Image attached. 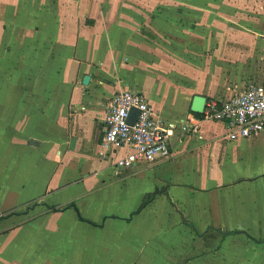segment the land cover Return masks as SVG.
Wrapping results in <instances>:
<instances>
[{
  "label": "crops",
  "instance_id": "crops-1",
  "mask_svg": "<svg viewBox=\"0 0 264 264\" xmlns=\"http://www.w3.org/2000/svg\"><path fill=\"white\" fill-rule=\"evenodd\" d=\"M160 7L166 9L163 15L154 16ZM187 13L198 15L202 27L199 42H186L191 48L183 39L192 20ZM178 33L181 38L175 39ZM174 41L183 42L181 51ZM106 56L113 72L105 66ZM221 58L235 64L220 66ZM15 59L28 62L35 81L16 82L7 75L9 80L0 82V104L2 91L9 106L37 104L46 118L55 117L59 130H49L47 139L27 131L21 140L28 150L50 145L47 189L53 192L40 196L49 210L28 221L8 225L27 211L0 217V225L6 224L0 264H217L220 249L210 252L203 235L250 233L248 220L261 219L264 133L230 142L224 122L198 119L191 104L196 95L227 98L234 92L230 81L241 83V73L264 82V0H0V70L13 74ZM126 59L135 62L136 71L127 69ZM245 64L248 69L240 71ZM158 67L180 82L178 116L167 113L173 104L169 89L156 95L136 78ZM51 70L54 79L44 82ZM135 88L166 121L200 120L199 131L175 140L170 159L131 170L112 167L111 178L98 180L102 170L93 166L88 147L100 149L108 99ZM37 89L43 91L40 97ZM64 155L73 166H64ZM77 186L87 191L63 194ZM115 186L125 193H110ZM65 203V209L56 208Z\"/></svg>",
  "mask_w": 264,
  "mask_h": 264
},
{
  "label": "rangeland",
  "instance_id": "rangeland-1",
  "mask_svg": "<svg viewBox=\"0 0 264 264\" xmlns=\"http://www.w3.org/2000/svg\"><path fill=\"white\" fill-rule=\"evenodd\" d=\"M249 4L255 6L254 3L253 4L249 3ZM165 10L166 9L164 7H160L159 9L153 11V15L162 16ZM148 12L150 13V11ZM175 13L178 14L179 17H181L182 11L175 10ZM189 17L192 19L189 22V24H187L189 28V32L188 33L185 32L183 39L185 42L184 46L186 45L187 47L191 48L192 43L199 42V31H201L202 27H200V24L198 23V21H196L198 19V15L192 13L191 15L188 14L187 18ZM177 35L178 36H174L175 39L181 38L179 37L180 36L179 33ZM188 40L190 41L191 44L188 43L187 45L186 42ZM98 42L101 43V40H98ZM182 44L183 42H181L180 44V41L171 42V45L174 48L179 47V51L183 49ZM186 58L184 59L186 62H191L195 60L192 59L190 61L188 58L187 59ZM120 59L124 61V57L121 54H120ZM104 61L106 68H108V71L113 72L114 68L109 67L112 64L111 57L106 56L104 58ZM171 61H174V59H171ZM3 62L7 66L5 60ZM126 62H128L127 64H129V66L128 65L126 66L127 69H130L132 72L136 71V67L133 66L135 65V62L133 60L130 61L129 59L127 61L126 59ZM233 62L230 59L221 58V60L218 63L220 66H223L224 64L230 65ZM174 63L176 62L174 61ZM12 64L11 65L13 68V74H10L6 70H4L3 72L0 70V82L5 83L6 81H8L9 80L8 76L11 78L10 80H14L16 82L18 81L21 83L29 82V81L33 83L35 81L36 73L27 72L29 70L28 62L24 63L22 59H15V61L12 62ZM248 66L249 65L247 64L242 65L240 67V71L243 72V70L244 71L247 70ZM226 69L229 71L230 68L228 67ZM52 70L51 72H48L46 75H44V79L42 78L44 82L52 80V78L54 77V71ZM167 71L168 70L163 69V67H158L153 69V71L150 70L149 73L137 75L136 78L138 81L140 80L139 82H141L146 88H150L151 90L157 92L155 93L156 95L158 94L162 95L164 92H167V89H169L168 90V92L170 93L169 101L170 103L173 104L170 107H167L168 110H170L167 113L170 116H178L182 111L181 109L182 100H180L182 87H180L179 84L180 82L178 83L173 81L174 79L177 78L174 79L171 78L170 81L169 77L174 75H171L169 71L167 74ZM64 75H66V77L65 79H63V83L66 85V82L69 81V77H68L69 72L68 74H64ZM129 75L130 77H128V80H132L135 74L130 73ZM239 76L242 77L241 83L236 82V80L230 81L231 88L233 89L234 92L238 91L242 87L247 86L250 83L260 82L255 78H253L252 75L246 76L245 73H241ZM169 84L170 85L172 84L171 85L172 87L167 86ZM184 84L186 83H183L182 86H184ZM131 88L133 89V87ZM136 91H138V89ZM2 92H3L2 99L4 102L0 104V217H7L8 215H12V213H15L16 211L19 212L27 211L28 213L25 214L23 217L14 216L15 218L11 220V222H9L10 224L8 225L15 226L23 221H28L42 214L43 212L48 211L49 209L47 207L40 205L42 199V197L40 196H42L44 192L45 194L53 192L47 189L48 188L47 174L48 172H50L49 168L53 167V164L51 163V159H53L54 156L53 153L52 154L49 153L46 156L47 152L51 149L50 145L48 143H44L37 150L33 146L29 147L30 150H28L27 145L23 146L22 144H20L21 140L24 139V136L26 135L27 131L33 132V134L40 136L42 139H47L49 130L54 129L57 131L59 129L56 128L57 123L55 117L50 116L46 118L44 113H42L41 109H39L40 107L39 105L31 104V106L29 105V107L27 106L25 108L17 104L16 105L18 107L16 105L9 106L7 103L6 91H2ZM42 93H43L42 89H37L36 96L40 97ZM69 98L70 96L67 95V91H66V93L64 94V100H68ZM18 109H20V112H18ZM28 110L30 111L28 112ZM163 115L164 114L161 113L162 117ZM170 118H176V117H170ZM28 125H30V127H28ZM51 140L53 144L56 141V139L55 138L53 139V137L51 138ZM88 148L90 151L93 150L92 152H94L90 154L91 157L93 158V166L97 167V169L102 170L100 177H98L97 179L99 180L100 178L101 179L111 178L112 177L111 174L114 172L113 162L102 161L101 159H99L97 155L99 151L98 146L94 145V147L90 146ZM95 155L97 156V158L95 157ZM45 157L47 158V160L45 159ZM63 157H64L63 164L66 168L73 166L74 163L70 162V157H68L67 155H64ZM94 170H96V168ZM212 172H214V175L216 174V176L222 173V171H216V170H213ZM138 178L139 177H135L134 179H138ZM9 182L11 184H8ZM214 182L217 183L219 181H214ZM260 187L264 189V181L262 182ZM49 188L52 189L51 186H49ZM61 188L62 187L59 186L57 190L59 191ZM85 191H87L86 187L77 186V187H73L72 190L65 189L63 194L64 195L80 194V193H84ZM104 193L107 194L106 192ZM110 193L116 195H119L121 193L123 194L125 193V189L121 190L119 186H115L112 188ZM255 193L256 196H258L259 192L255 190ZM35 196H38L35 200L31 202H26ZM60 196H62V194ZM23 202L26 203L20 206H15ZM67 204L68 203L62 204L56 208L65 209L67 207ZM256 204H258V202H256ZM262 208H264L263 205ZM257 211L260 214L261 219L259 216H255L250 218L247 223V227H248L247 229L251 234L247 232L246 234H238L231 237H226V236H222L217 231L208 230L206 235H203L205 236L204 241L206 242L207 246L211 249L210 252H214L215 251L214 249H216V247L220 249L218 255L215 256L217 260V264H264V243H261L264 242V218H262V216L264 215V210L260 209ZM0 226H1L0 231L6 229L5 222ZM191 241H195L193 236ZM212 264L214 263L212 262Z\"/></svg>",
  "mask_w": 264,
  "mask_h": 264
},
{
  "label": "built area",
  "instance_id": "built-area-1",
  "mask_svg": "<svg viewBox=\"0 0 264 264\" xmlns=\"http://www.w3.org/2000/svg\"><path fill=\"white\" fill-rule=\"evenodd\" d=\"M133 109L139 114L132 124ZM202 115V120L224 122L230 142L259 137L264 133V82L250 83L227 98H208ZM199 125L192 118L166 121L142 92L118 91L108 99L99 156L117 171L153 165L170 159L174 141L198 132Z\"/></svg>",
  "mask_w": 264,
  "mask_h": 264
},
{
  "label": "water",
  "instance_id": "water-1",
  "mask_svg": "<svg viewBox=\"0 0 264 264\" xmlns=\"http://www.w3.org/2000/svg\"><path fill=\"white\" fill-rule=\"evenodd\" d=\"M90 81H91V76L86 75L83 79V84L85 86H88L90 84ZM206 101H207V97L201 96V95H196L193 98V101L191 104V111L194 113H197V114H202L204 112V109H205ZM138 114H139V111L137 109H133L130 113V116H129V122L133 124L135 122Z\"/></svg>",
  "mask_w": 264,
  "mask_h": 264
},
{
  "label": "trees",
  "instance_id": "trees-1",
  "mask_svg": "<svg viewBox=\"0 0 264 264\" xmlns=\"http://www.w3.org/2000/svg\"><path fill=\"white\" fill-rule=\"evenodd\" d=\"M191 113L195 116V117H197L198 119H203V115L202 114H197V113H194V112H192L191 111ZM12 214H14V213H12Z\"/></svg>",
  "mask_w": 264,
  "mask_h": 264
}]
</instances>
